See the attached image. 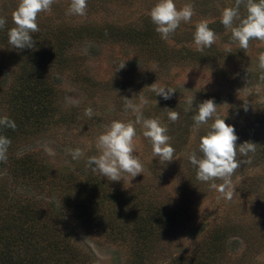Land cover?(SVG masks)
I'll list each match as a JSON object with an SVG mask.
<instances>
[{"label": "rangeland", "instance_id": "374dc122", "mask_svg": "<svg viewBox=\"0 0 264 264\" xmlns=\"http://www.w3.org/2000/svg\"><path fill=\"white\" fill-rule=\"evenodd\" d=\"M174 2L178 10L190 4L194 14L167 40L155 31L149 16L157 0H87L84 16L68 15L70 0H56L51 13H40V31L32 35L61 22L65 26L89 25L95 32H111V26L117 34L83 38L73 41L66 51L56 50L54 60L45 62L46 71L38 67L37 72L46 75L44 85L28 78L41 95L22 105L27 104L26 112L43 101L50 107L47 119L38 123L35 115L19 110L20 100L13 99L12 86L24 70L22 54L29 51L8 44V30L14 27L12 12L19 0H0V16L7 21L0 29V118L8 117L9 112L21 116L20 126L0 135L11 140L7 157L28 155L38 168L30 182H17L0 160V194L2 187L6 189L0 196L4 208L0 209V221L9 216V209H18L6 205L36 201L40 209L51 211L54 227L64 229L52 252L59 257L62 253L68 264H132L139 234L134 229L138 227L135 216L126 214L137 207L142 212L150 207L152 213L172 219L141 264H185L195 252H202L206 264H264V80L258 67L264 42L250 40L246 53L231 41L221 13L235 6V0ZM240 15H247L243 5ZM201 21L217 36L203 52L195 50L194 42L195 27ZM188 48L193 54L184 51ZM121 63L125 66L118 70ZM155 82L176 91L165 100L151 90ZM141 96L148 101L142 108L143 117L157 119L167 128L174 160L162 164L158 157L153 158L152 144L137 124L133 154L142 163L143 173L133 178L123 174L124 180L108 181L86 161L98 155L96 139L112 121H135L132 111L125 110L123 97L139 104ZM188 98L193 99V105L186 112ZM207 99L217 104L220 118L234 125L238 145L245 141L256 144L255 153L248 154L251 163L242 164L231 177L226 189L233 193L231 200L212 189L211 182L197 180V170L186 158L193 151L202 157L199 141L212 120L196 128L192 117L197 105ZM88 107L93 109L91 118L84 115ZM168 111L178 112L179 120L170 121ZM76 148L84 155L73 160L68 150ZM237 158L248 159L239 153ZM116 189L129 198L111 197ZM217 231L220 237L208 245ZM72 246L77 247L75 253ZM75 255L80 256L78 260Z\"/></svg>", "mask_w": 264, "mask_h": 264}, {"label": "clouds", "instance_id": "9594fccd", "mask_svg": "<svg viewBox=\"0 0 264 264\" xmlns=\"http://www.w3.org/2000/svg\"><path fill=\"white\" fill-rule=\"evenodd\" d=\"M56 0H19L17 8L12 12L14 27L8 30V44L10 48L23 50L25 48H35L36 41L32 34L40 31L37 17L40 13H51L52 5ZM243 5L247 15L241 17L240 7ZM87 0H70L68 15H86ZM193 8L190 4L177 9L174 0H157L155 6L150 10L149 16L155 25V31L164 40L174 33L182 22H190L193 16ZM239 21L238 24L234 22ZM6 18L0 16V29L6 25ZM221 23L231 31V41L237 43L239 48L247 53L250 40L264 42V0H235V6L226 7L221 13ZM216 33L209 28L206 21L196 24L194 32V42L196 51L203 52L204 48H210L216 42ZM229 53L231 50L229 49ZM126 63V62H125ZM119 65L118 70L125 66ZM258 67L261 70L260 79L264 80V52L258 56ZM249 70L247 69V72ZM151 90L156 96H162L168 100L172 97L176 89L171 87L157 86L156 82L151 84ZM124 98L125 110H131L136 119L134 122H123L114 120L96 139V149L98 155L88 157L86 163L93 172H98L108 181L124 180V175L136 177L143 173V165L135 152L134 138L136 129L134 125H140L143 129V136L152 144V155L158 157L162 164L174 160L175 149L169 143L170 137L166 134L167 128L162 126L159 120L144 118L142 108L148 101L141 96L140 103H133L132 99ZM189 111L193 105V99L186 100ZM245 111L248 110V103L243 105ZM198 111L192 119L194 127L209 124L208 131L201 136L199 141V151L202 157H198L195 151L187 154V160L196 168V178L201 182H211L210 187L218 190L226 199L231 200L233 193L226 189L231 184V177L242 164L251 163L248 154L255 153L256 144L245 141L237 144L238 135L234 125L226 123L225 117L220 118L217 113V104L213 99H207L197 105ZM93 109L88 107L84 115L91 118ZM167 117L170 121L179 120V113L168 111ZM213 117H215L213 119ZM0 126L15 130L16 123L7 116L0 118ZM11 140L6 136L0 135V160H6L7 149ZM50 155L54 153L47 150ZM69 154L73 160H78L84 155L80 148L69 149ZM248 157V159H238ZM216 180L223 183L217 185Z\"/></svg>", "mask_w": 264, "mask_h": 264}, {"label": "trees", "instance_id": "16d2710c", "mask_svg": "<svg viewBox=\"0 0 264 264\" xmlns=\"http://www.w3.org/2000/svg\"><path fill=\"white\" fill-rule=\"evenodd\" d=\"M110 29L111 32L106 30L105 32H95L89 25L76 24L65 26L61 22L46 28L43 33L32 35L33 39L36 41L35 48H27L29 51L22 54L24 70L22 74L16 78V85L12 86L14 89L13 99L16 98L20 100L21 106L19 105V110L22 109L27 116L35 115L36 121L38 123H43L47 119L48 114H50V107L47 101H45V103L43 101V105L30 106L26 112L27 104L33 103V101L38 99L41 95L40 89H35L31 86L32 84L30 82L33 80L28 78H33L35 80L34 83H36L37 80H41L44 85L46 75L42 72L38 73V67L43 69L42 71H46L47 69L43 68L46 65L45 62L54 60V57L57 56L54 54L56 50L60 49L61 52L66 51L73 41L78 42V40L83 38L91 39L98 35H100L99 37H104L117 34L116 30H113L111 26ZM187 50L193 54L189 48L184 51L187 52ZM39 99H42V97ZM47 100L49 101L48 98ZM24 103L27 104L22 106ZM16 108H18V106ZM13 111L16 110L13 109ZM8 114V118L14 120L16 126H20L19 122L21 116L13 113L11 114L10 112ZM9 131H12V129L0 127V133L6 134L9 133ZM30 158L31 157L28 155L21 157H16L15 155L8 156L4 162H1V166L6 167L7 173L9 175L11 174L12 179L17 182H30L38 170L36 164H34ZM5 191L6 189L2 187L0 196L4 195ZM121 192V190L116 189L111 197L115 199L121 198L123 200L129 198V196H123ZM16 205L18 209L16 211L9 209L11 212L8 213L9 216H5L0 221V264H68L69 260L63 258V255H61L62 253L59 257L52 252L58 247V237L61 236V234L63 236L64 229L60 227L61 229L58 230L54 227L52 216L49 215L51 211L40 209L37 202L30 199L16 201L13 205H6V207L13 208ZM0 209H4L2 205ZM127 212V217H131V214H129L130 212H132V217L135 216L138 227L134 229L138 230L139 234V238L135 241L136 246L134 247L136 253L134 260L136 262L132 260V264H141L144 262L147 252L152 251L155 240H159L162 233L168 228V225L172 223V219L168 220L164 213H152L150 207H147L145 212H142L139 207L132 209V211L128 210ZM115 236L120 237L119 234H115ZM219 237L217 231V235L212 236V240L210 239L208 245H214L212 242ZM64 238H66V236L61 239L63 240ZM72 247L73 251H71L75 253L77 247ZM79 257L78 255L73 256L76 260H78ZM190 260H192V264L207 263L202 252H195L193 257L191 256V259L185 264H188ZM81 264L91 263L81 262Z\"/></svg>", "mask_w": 264, "mask_h": 264}]
</instances>
